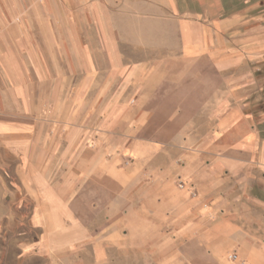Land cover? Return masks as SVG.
<instances>
[{
	"label": "crops",
	"instance_id": "crops-1",
	"mask_svg": "<svg viewBox=\"0 0 264 264\" xmlns=\"http://www.w3.org/2000/svg\"><path fill=\"white\" fill-rule=\"evenodd\" d=\"M248 202L264 0H0V264H264Z\"/></svg>",
	"mask_w": 264,
	"mask_h": 264
},
{
	"label": "rangeland",
	"instance_id": "rangeland-1",
	"mask_svg": "<svg viewBox=\"0 0 264 264\" xmlns=\"http://www.w3.org/2000/svg\"><path fill=\"white\" fill-rule=\"evenodd\" d=\"M31 33L32 34H40V28L33 27ZM44 77V76H43ZM49 77V76H48ZM32 82L37 83V76L32 75ZM50 82H54V80H51ZM238 212L239 215L237 217H229V221L233 222L234 226H237L239 229L244 230L245 232L249 233L253 237H255L262 246H264V207L256 206L253 203H241L238 204ZM238 214V213H237ZM211 220L210 218H206L205 222ZM132 237L131 235H128ZM129 258L131 260H135L136 258H140L138 253H130ZM236 255L235 253H232L230 255V258L232 259V256ZM195 257V255H194ZM207 257V256H206ZM264 258V254H263ZM199 260L203 259V256H198ZM236 260V259H233ZM263 264V263H261Z\"/></svg>",
	"mask_w": 264,
	"mask_h": 264
},
{
	"label": "built area",
	"instance_id": "built-area-1",
	"mask_svg": "<svg viewBox=\"0 0 264 264\" xmlns=\"http://www.w3.org/2000/svg\"><path fill=\"white\" fill-rule=\"evenodd\" d=\"M232 259H237V255H233L232 256Z\"/></svg>",
	"mask_w": 264,
	"mask_h": 264
}]
</instances>
